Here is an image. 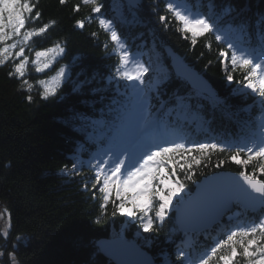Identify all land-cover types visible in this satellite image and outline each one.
Masks as SVG:
<instances>
[{"label": "snow or ice", "instance_id": "obj_1", "mask_svg": "<svg viewBox=\"0 0 264 264\" xmlns=\"http://www.w3.org/2000/svg\"><path fill=\"white\" fill-rule=\"evenodd\" d=\"M60 3L63 5L66 0H60ZM81 5L90 6L92 13L100 14L98 23L110 34L114 43L113 54L118 56L114 71L107 77L94 72L90 78L85 76L79 79L83 75L81 70L75 74L77 78L72 79L71 66L65 65L49 79L37 83L42 86L41 95L45 99L55 95L63 83H71L72 92L75 93H82L98 77L106 79L108 84L91 88L93 93L105 92L115 83L116 95L106 106L107 112L103 108L100 110L98 119L75 108L69 109L67 119L77 131L85 133L88 140L98 145L97 152L91 156L87 166L95 173L93 188L100 185L99 191L103 194L101 207L108 204L115 190L116 199L112 200L115 211L123 212L126 206L131 205L127 215L138 219L140 226L147 232L156 230L153 225L157 221L163 224L173 206V198L177 197L176 212L181 213L178 219L184 238L176 246L175 261L166 257L165 264H264V179L258 178L264 174V16L252 24L247 18L238 19L240 13L233 16L236 10L231 5L217 10L213 0H207L206 5L202 0H196L195 4L190 0L166 2V10L178 22L177 30L190 33L193 45L197 43L198 37L205 34L214 35L216 42L226 45L219 49V57L227 80L232 82L233 73H242V79L236 81L241 87L234 92L259 98L260 116L241 122L240 132L235 139L213 137L209 142L208 137L203 141L191 137L182 122L187 119L186 115L181 117L178 114L176 120H169L172 109L162 112L163 102L160 108L153 111L151 81L146 80L145 76L150 68L139 58L142 53L130 52L113 19L104 18L101 13L103 5L98 0H80L74 5L73 11L78 12ZM135 6L136 0H127L129 10ZM113 7L123 9L124 4L122 0H114ZM204 7L207 11L200 10ZM36 8L37 4L32 0H0V65L9 59L18 58L19 62L13 66L14 71L8 75L21 78V88L29 92L33 85L27 79H22L28 65L33 64L36 72L41 73L65 52L56 43L53 47L35 51L34 60L25 55L26 47L33 37L44 34L50 25L55 24V21H49L38 28H27L29 22H35L42 15ZM119 15L122 22H127L122 11ZM159 19L167 28L166 17L160 16ZM75 24L83 28L85 20H76ZM185 38H188L187 35ZM9 40L13 42L8 43ZM211 43V40H206L209 50ZM17 48L19 50L14 51ZM121 81L130 82L123 85V92L120 91ZM203 93H207L206 98L212 100L214 107L223 103L206 85L202 86ZM27 99L31 101L32 96L29 95ZM183 99L177 97L178 106L185 107ZM82 103L88 104L89 101ZM252 107L249 105L245 111ZM106 115L108 119H105ZM197 130H201L200 125ZM203 131L208 130L204 128ZM104 141H107V145L100 147ZM213 156L218 157L214 165ZM232 162L239 166V172L235 175L213 174L206 178L201 186L202 195L197 201L189 199L186 202L185 196L180 195L187 182L195 181L197 169L203 175V168H221ZM84 166L85 162L76 158L71 170L75 172ZM62 171L67 173L69 170L65 167ZM177 172L182 174V180ZM173 182L175 186H172ZM185 203L188 208L182 211L180 206ZM234 205L242 206L243 211L230 216L227 223H222L223 216ZM249 210L259 215L249 217ZM6 212V208L0 212V219ZM241 216L245 218L241 219ZM210 229L216 232L215 236L211 235ZM201 234L204 235L203 243L199 240ZM2 235L4 238L10 235L7 224ZM13 247L14 251L8 255L12 264H17L15 245ZM106 250L110 254L122 256L127 252V245L122 240L110 242ZM3 256L4 252L0 251V257ZM121 264L128 262L121 260ZM134 264H152V261L145 258Z\"/></svg>", "mask_w": 264, "mask_h": 264}, {"label": "trees", "instance_id": "obj_2", "mask_svg": "<svg viewBox=\"0 0 264 264\" xmlns=\"http://www.w3.org/2000/svg\"><path fill=\"white\" fill-rule=\"evenodd\" d=\"M191 1L196 3V0ZM32 2L37 4L36 10L42 15L35 22H29L27 28H38L49 21H55V24L50 25L44 34L33 37L29 44L31 50H43L56 43L65 49L56 59L51 72L68 65L71 66L72 79H76L75 74L81 70L83 75L79 79H84L85 76L90 78L94 72L107 77L114 71L118 63L117 55L113 54L114 44L98 26L90 6L81 5L77 12L73 11V7L80 0H66L63 5L60 0ZM98 2L103 5L101 11L110 13L114 10V0ZM202 2L207 4V0ZM213 2L216 6H233L236 11L232 14L236 16L240 13L241 18L256 20L264 16V0ZM165 5L164 0H142L141 17L126 26L119 24L121 31L128 33V41L135 48L153 45L158 52L156 68L148 80L156 78L160 81V91L172 93L177 88V79L169 73V61L159 47L160 40L171 46L209 81L216 98L223 101L221 108L253 105L249 114L251 116L256 112L255 100L250 94L245 96L234 92L241 87L236 81L242 79V73H233L232 82L226 78L219 57V49L223 46L209 34L198 37L193 45L191 34L177 30L178 22ZM116 10L129 13L128 8ZM160 16L166 17L167 28L160 21ZM79 19L85 20L83 28L75 24ZM93 33L96 35L93 36ZM186 35L188 38H185ZM206 40H211V50L206 46ZM12 71L11 63L0 65V212L6 208L10 219L9 237H3L0 227V251L4 252L0 258L2 263L12 264L8 253L14 251L15 245L17 264H112L98 252L95 242L99 238L116 235L134 239L156 260L165 261L167 257L175 261L174 248L166 241L174 230L172 213L165 217L162 225L159 221L153 225L156 230L146 232L138 219L127 215L131 205L126 206L123 212L115 211L112 197L107 205L101 207L103 194L99 191L100 185L93 188L95 174L87 164L75 172L71 170L75 156L85 160L84 154L88 148L82 132L67 122L69 109L75 108L95 116L98 106L116 91L115 83L100 93H93L91 88L104 87L108 84L106 79L98 77L82 93L72 92V84L63 83L55 95L45 99L37 83V73L30 68L26 73L25 79L33 85L29 92L21 88V78L8 75ZM47 75L44 72L40 77ZM29 95L32 96L31 101L27 99ZM221 110L215 109L214 122L223 120ZM217 159L213 156V165ZM65 167L69 170L67 173L62 171ZM222 169L240 170L234 162L226 163L221 168H203V175L197 169L194 182L209 172ZM177 173L182 180V174ZM258 177L264 179V174ZM194 182L189 181L186 186ZM172 186H175L174 183ZM116 203L119 204V201ZM18 237L21 239L18 240Z\"/></svg>", "mask_w": 264, "mask_h": 264}, {"label": "water", "instance_id": "obj_3", "mask_svg": "<svg viewBox=\"0 0 264 264\" xmlns=\"http://www.w3.org/2000/svg\"><path fill=\"white\" fill-rule=\"evenodd\" d=\"M139 3V0H136V4ZM184 69L188 71L190 74H192L195 77L200 78L196 75L194 71L189 70L186 66H184ZM192 202H195L199 199L197 196H192L191 198ZM182 208V211H186L188 208V204L185 203L183 206H180ZM181 213L176 214L177 223L180 225V220L178 217H180ZM123 241L127 245V252L123 254L122 256H116L113 254H110V252L107 249V246L110 244V242H119ZM97 247H99L100 253L105 256L106 258L113 259L117 264H121V260L128 262V264H134L135 261L141 260V259H150V255L146 253L144 250H139L132 241H126V239L116 238L114 240H108V239H101L96 242ZM143 254V255H141ZM153 264V262H152Z\"/></svg>", "mask_w": 264, "mask_h": 264}, {"label": "rangeland", "instance_id": "obj_4", "mask_svg": "<svg viewBox=\"0 0 264 264\" xmlns=\"http://www.w3.org/2000/svg\"><path fill=\"white\" fill-rule=\"evenodd\" d=\"M12 42H13L12 40H9V41H8V43H12ZM18 50H19V48L15 49L14 51H18ZM38 51H40V50H38ZM145 53H146V55L148 56L147 64H148L149 68H151V67L153 66L152 57H151V55L149 54V51H146ZM25 55H28L29 58H30V60H34V59H35V51H32V50L30 49L29 45L26 47ZM58 57H59V56H58ZM58 57H57V58H58ZM57 58H56V59H57ZM56 59L52 62L50 68L45 69V70H44L43 72H41V73L36 72V70H35V66H34L33 64H31V63L28 65V69H27V71H28L29 68H30V69L32 70V72L37 73L36 76H37L38 80H43V79H45V78L40 77V75H41L42 73L46 72V71H50V70L53 68L54 63H56V61H57ZM7 62H11V64L14 66L15 63H18V62H19V59H18V58H17V59H9ZM60 67H61V66H60ZM60 67H58V68L55 69L54 71L50 72V73H49V76H48L46 79H49L50 77H52L53 75H55L56 72H57V70H58ZM13 68H14V67H13ZM47 73H48V72H47ZM25 78H26V75H25V77H23V79H25ZM27 80H28V79H27ZM28 81H29V80H28ZM40 86H41V85H40ZM41 89L43 90L42 86H41ZM76 158H78V157H75V159H76ZM75 159H74V160H75ZM184 193H185V190H183V192H181L180 195H183ZM176 200H177V197H174V198H173V205H174V201H176ZM128 211H129V210H127V213H128ZM1 212H2V211H1ZM9 221H10L9 216H8L7 213H5L4 216H3V218L0 219V227H1L2 230H3V228L6 226V224L9 225V227H10V223H9ZM140 231H141V229H140ZM0 258H1V257H0ZM0 264H3L2 261H1V259H0Z\"/></svg>", "mask_w": 264, "mask_h": 264}, {"label": "bare ground", "instance_id": "obj_5", "mask_svg": "<svg viewBox=\"0 0 264 264\" xmlns=\"http://www.w3.org/2000/svg\"><path fill=\"white\" fill-rule=\"evenodd\" d=\"M174 236H176V238H177V237H180V239L184 237V235L181 236V233H180V232H176ZM109 261H110L112 264H117V263H116L113 259H111V258H109Z\"/></svg>", "mask_w": 264, "mask_h": 264}]
</instances>
